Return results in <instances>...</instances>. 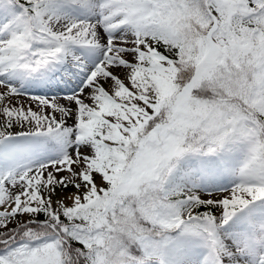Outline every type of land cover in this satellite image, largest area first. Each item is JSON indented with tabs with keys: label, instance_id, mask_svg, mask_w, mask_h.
Listing matches in <instances>:
<instances>
[{
	"label": "snow or ice",
	"instance_id": "snow-or-ice-1",
	"mask_svg": "<svg viewBox=\"0 0 264 264\" xmlns=\"http://www.w3.org/2000/svg\"><path fill=\"white\" fill-rule=\"evenodd\" d=\"M0 264H264V0H0Z\"/></svg>",
	"mask_w": 264,
	"mask_h": 264
}]
</instances>
